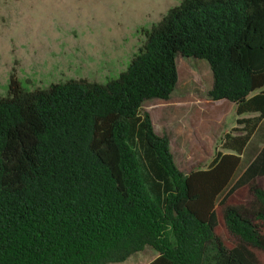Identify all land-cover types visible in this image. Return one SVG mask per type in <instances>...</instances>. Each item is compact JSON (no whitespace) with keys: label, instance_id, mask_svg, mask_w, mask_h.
<instances>
[{"label":"trees","instance_id":"trees-1","mask_svg":"<svg viewBox=\"0 0 264 264\" xmlns=\"http://www.w3.org/2000/svg\"><path fill=\"white\" fill-rule=\"evenodd\" d=\"M179 56L207 61L209 97L243 125L188 173L143 108L171 99ZM0 264H264V0H182L104 83L26 89L13 71L0 95Z\"/></svg>","mask_w":264,"mask_h":264},{"label":"rangeland","instance_id":"rangeland-1","mask_svg":"<svg viewBox=\"0 0 264 264\" xmlns=\"http://www.w3.org/2000/svg\"><path fill=\"white\" fill-rule=\"evenodd\" d=\"M182 0H0V95L10 77L26 89L69 78L104 83L130 64L145 31ZM179 83L171 99L144 103L155 131L166 135L179 169L188 173L224 152L237 134L233 104L212 100L206 60L177 58ZM256 139L247 151L261 148Z\"/></svg>","mask_w":264,"mask_h":264}]
</instances>
